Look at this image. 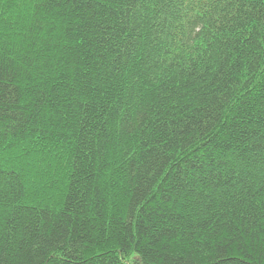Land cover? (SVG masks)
I'll return each instance as SVG.
<instances>
[{
  "label": "trees",
  "instance_id": "1",
  "mask_svg": "<svg viewBox=\"0 0 264 264\" xmlns=\"http://www.w3.org/2000/svg\"><path fill=\"white\" fill-rule=\"evenodd\" d=\"M0 264H264V0H0Z\"/></svg>",
  "mask_w": 264,
  "mask_h": 264
}]
</instances>
